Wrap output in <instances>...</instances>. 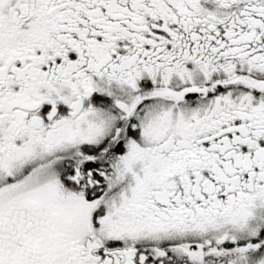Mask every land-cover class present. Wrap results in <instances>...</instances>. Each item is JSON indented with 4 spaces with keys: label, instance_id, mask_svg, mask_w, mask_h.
Instances as JSON below:
<instances>
[{
    "label": "snow or ice",
    "instance_id": "6c2138e0",
    "mask_svg": "<svg viewBox=\"0 0 264 264\" xmlns=\"http://www.w3.org/2000/svg\"><path fill=\"white\" fill-rule=\"evenodd\" d=\"M0 264H264V0H0Z\"/></svg>",
    "mask_w": 264,
    "mask_h": 264
}]
</instances>
